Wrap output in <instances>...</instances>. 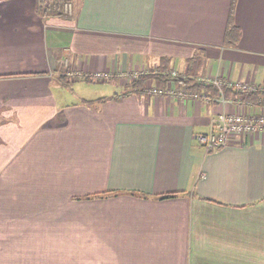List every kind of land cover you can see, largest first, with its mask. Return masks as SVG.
I'll return each mask as SVG.
<instances>
[{
  "label": "crops",
  "instance_id": "1",
  "mask_svg": "<svg viewBox=\"0 0 264 264\" xmlns=\"http://www.w3.org/2000/svg\"><path fill=\"white\" fill-rule=\"evenodd\" d=\"M73 1L0 0V264H264V131L196 139L264 91L195 79L264 86V0Z\"/></svg>",
  "mask_w": 264,
  "mask_h": 264
},
{
  "label": "built area",
  "instance_id": "2",
  "mask_svg": "<svg viewBox=\"0 0 264 264\" xmlns=\"http://www.w3.org/2000/svg\"><path fill=\"white\" fill-rule=\"evenodd\" d=\"M58 0H54L51 3H56ZM61 3V10L64 13H71L72 11V1L71 0H63ZM157 68L150 69L149 67H141L136 69L130 73H117L112 71H103L96 73H83V74H72L71 72L68 74L70 77H79L80 79H92V80H101L106 78H110V76H115L117 78L125 77L130 75L131 78L136 79L141 75H147L149 73L156 72ZM170 77L178 76V71L175 69H170L166 71ZM71 77V78H72ZM197 82H203L204 84H212L215 86L221 94V100L224 101L223 92L224 87H230L238 92L244 91H264V86H259L249 82H242L239 80H230L223 79L220 76H197ZM147 90L153 92H161L160 89L149 86ZM167 92H173L172 87H166ZM177 93L181 96H189L192 98H202L204 100L210 99V97L205 92H195V91H187L184 88H181ZM237 103L245 105V109H235L228 111H221L213 116L210 120V128L208 131L200 132L196 134V139L198 142L207 150L214 149L218 147H222L233 141L234 139H240L246 135H251L257 132L264 131V101L259 102V105L262 107V111L256 112L253 109H249L246 103L243 101L242 96H238ZM245 103V104H244ZM251 106V105H249Z\"/></svg>",
  "mask_w": 264,
  "mask_h": 264
},
{
  "label": "trees",
  "instance_id": "3",
  "mask_svg": "<svg viewBox=\"0 0 264 264\" xmlns=\"http://www.w3.org/2000/svg\"><path fill=\"white\" fill-rule=\"evenodd\" d=\"M232 9H233V6H231V8H230V14H229V17H228V22H227L226 31H225V36L230 39V42L233 41V40H236V38H237V29H236V26H234L233 22H232V13H233ZM166 71H161V70H159L157 68L156 72H154L152 74H155L156 77L160 78L163 81H168L169 79H171L173 77H170L167 74ZM149 74H151V73H149ZM149 74L141 75V76L137 77L136 79H134L132 82H134L136 84L137 83H143V82L146 83V81L148 79H150V75ZM197 85L198 84H196V86ZM208 85H211V84H208ZM229 89L233 90L232 88H229ZM99 99H101V98H99ZM83 101L86 102V103H91L93 100L84 99ZM175 194H176V192H171V193H166V194H160L157 197L165 198V197L173 196ZM143 196H146V195L143 194Z\"/></svg>",
  "mask_w": 264,
  "mask_h": 264
},
{
  "label": "rangeland",
  "instance_id": "4",
  "mask_svg": "<svg viewBox=\"0 0 264 264\" xmlns=\"http://www.w3.org/2000/svg\"><path fill=\"white\" fill-rule=\"evenodd\" d=\"M54 0H44V4H49V3H51V2H53ZM59 2H61V1H63V0H58ZM72 2H74L73 0H71ZM61 4V3H60ZM73 6V5H72ZM166 71V70H165ZM69 80L70 79H73V78H75V77H72V76H66ZM72 77V78H71ZM117 77H115L114 75L113 76H110V78H106V80H113V79H116ZM120 78H122L123 79V81L125 82H131V79H133V78H131V76L130 75H127V76H125V77H120ZM101 80H105V79H101ZM97 82L96 81H94V82H89V84H96ZM70 84H72V86H76L77 87V83H75V82H72V83H70ZM71 86V87H72ZM97 87H99V86H88L86 89H85V93H89V95H90V93L92 92V91H94L95 90V88H97ZM146 88H147V86H146Z\"/></svg>",
  "mask_w": 264,
  "mask_h": 264
}]
</instances>
